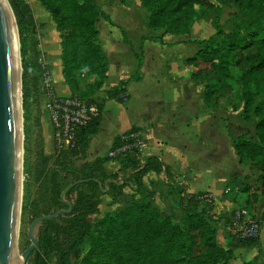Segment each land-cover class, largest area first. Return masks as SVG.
Instances as JSON below:
<instances>
[{"label": "trees", "instance_id": "1", "mask_svg": "<svg viewBox=\"0 0 264 264\" xmlns=\"http://www.w3.org/2000/svg\"><path fill=\"white\" fill-rule=\"evenodd\" d=\"M237 6L248 20L236 19L230 33L223 31L220 17L215 19V34L199 42L197 53L183 62L190 80L203 86L202 100L209 109L224 106L242 112L245 123L255 124V140L250 130L227 123L226 130L241 168L247 174L235 173L227 182L230 199L244 200L242 210L255 214L264 198V0H224ZM54 17L62 39L63 73L84 68L103 86L107 80L108 59L98 44L100 37L97 20L111 22L96 0H40ZM20 31L35 33L31 9L24 0H8ZM149 12V28L166 35H187L193 25L212 10L210 0H141ZM123 42L132 47L124 37ZM142 38L139 45L136 74L106 92L104 103L113 100L125 104L129 100L128 86L142 80L144 64ZM163 44L161 37L153 39ZM22 86L25 91L28 68L22 63ZM44 91V90H43ZM43 96H44V92ZM81 100L93 102V98ZM24 107H25V93ZM104 103L100 108L103 111ZM102 122L101 116L87 128L76 131L74 146L54 149L52 157L44 154L41 120H35L37 148L36 201L34 221L42 216L67 211L62 193L76 184L65 197L72 212L57 219L45 221L38 227L39 244L27 264H70L85 247H96L116 262L127 264H231L238 251L258 250V255L243 264H264L260 238L240 239L232 232L236 211L215 213V200L210 193L187 194L183 184H177L171 169L153 155L142 157L138 150L128 151L114 159L120 169L108 176L104 164L110 159L86 161L89 137L95 135ZM139 135L133 128L125 135ZM139 140L142 142V138ZM133 144L135 141L130 140ZM123 145L116 138L112 150ZM111 150V151H112ZM150 173L163 174L166 193L160 195L164 209L155 207V192L147 190L143 179ZM121 177H125L122 179ZM101 185V188L98 184ZM107 189L106 192H104ZM130 190L132 194L126 192ZM107 196L112 207L96 222L90 217L100 214L102 198ZM33 221V222H34ZM262 227L264 214L256 220ZM229 236L220 241V230ZM29 246V245H28ZM85 264H107L93 254H87Z\"/></svg>", "mask_w": 264, "mask_h": 264}, {"label": "rangeland", "instance_id": "2", "mask_svg": "<svg viewBox=\"0 0 264 264\" xmlns=\"http://www.w3.org/2000/svg\"><path fill=\"white\" fill-rule=\"evenodd\" d=\"M31 9V19L35 25V33H31L27 30L20 31L17 25V21L15 18V26H16V50L18 52V66L20 70V111H21V132H22V142H21V202H20V215H19V230H18V243L16 251L15 262L20 260V256L26 250L28 245L30 244L29 238V229L34 221V205L36 201V191L38 188L37 182V148L35 143V135L38 132V128L35 125V120L40 119L42 121V111L45 105V98L43 96V65L45 64L49 72L51 73V79L53 83V78H55V85L57 86V93L59 96L64 95H77L84 98H98L102 99L104 96L103 93H106L108 89L111 87H115L118 85L120 81L121 74L116 72V70L124 69L128 71L132 65L136 62L135 59L128 52V48L121 45L118 34L113 32V34H109L107 26V22L99 18L97 20V28L102 32L103 42L106 43L109 48H106L109 60L113 64L115 72L113 74L107 84H103V86H99V82L95 76L92 75L88 70L81 68L80 70H69L68 78L63 73V65H62V39L61 34L58 29V25L53 17V15L45 9L40 0H24ZM214 7L212 10L208 11L203 17H201L191 28L187 35H166L162 31H152L149 28V12L142 6L141 0H96L97 5L101 8L104 14L110 17V24L113 22L121 25H113L120 28V36L122 37V31H124L125 39L132 45L134 44V54H139V45L142 42L143 36H152V38L161 37L164 41L168 40L167 47H163L161 44H148L146 47V55L149 59L154 61L156 57L159 55L157 66L152 69V76L156 75L155 82L152 78V86L154 85L156 90L154 89L153 96L155 98L164 97L165 103L162 104V108L164 112L167 114L170 113L169 116L173 115L172 110V102L171 99L174 98L175 92L172 91L171 80H168V76L166 74L169 73L172 75V78L177 73L172 72L175 71L176 68L173 63H176L179 68L184 67L180 66L183 64L184 60L187 58L193 57L197 51L200 49L199 42L209 39L211 36L215 34V19L220 17V24L223 27V31L226 33H230L235 26L236 19L243 21L248 20L249 17L246 16L237 6L226 2L224 0H210ZM100 33V32H99ZM182 42V45H179V42ZM171 43V45H170ZM98 44L103 49L100 41V37L98 40ZM178 44V45H177ZM176 45V46H175ZM174 46V47H173ZM104 51V49H103ZM106 54V52L104 51ZM158 54V55H157ZM161 54V55H160ZM25 63L28 68V76L26 79V88L23 90L22 86V73L23 67L22 63ZM137 63V62H136ZM173 66V67H172ZM172 67V68H171ZM177 70H180L179 68ZM171 70V71H170ZM183 75L182 81L185 86H188V94L190 95V105H189V113L193 111H198V107L193 104V99H195L196 95H194L193 91L197 93L200 92L203 86L201 84H197L192 82L190 79L186 81L184 73L179 72ZM63 77L65 83L61 80ZM178 76V75H177ZM180 77V76H179ZM176 82V79H175ZM106 83V82H105ZM132 83V82H131ZM130 83V84H131ZM181 78L177 81V84L180 86ZM129 84V85H130ZM148 82L146 85H150ZM134 85H131V87ZM109 87V88H108ZM129 87V86H128ZM69 90H68V89ZM133 94L135 95V99L132 101L130 107L126 108V112H124L123 118L128 115L131 119L135 117L138 109L144 107L143 100H141L144 95L145 87H134ZM70 91V92H69ZM25 93V107H24V98L23 95ZM123 105V104H122ZM203 106V105H202ZM204 107V106H203ZM226 107V106H224ZM223 107V108H224ZM206 108V107H204ZM123 112V109H121ZM197 115H200V118L203 116L201 111H198ZM224 110L222 113L217 116L224 122V125L232 122L231 119L225 122L227 113L224 114ZM222 130V126H220ZM250 135L252 140H255V127L251 123L250 125ZM44 140V138H43ZM210 142H206V148H208V144ZM210 147V145H209ZM192 147L191 149H193ZM48 149V150H47ZM45 148L44 145V154L50 157L54 154V147ZM190 149V150H191ZM193 151V150H192ZM48 152V153H47ZM195 154V150L193 151ZM192 152V153H193ZM191 154V153H190ZM234 154V153H233ZM194 156V155H193ZM235 156V155H234ZM196 157L194 156V159ZM217 157H208L205 158L203 171L200 173V176L195 175L193 173L192 188L197 192H205L207 190H212L214 193L216 191L219 197H214L215 200V213L220 214L226 211H233L228 209L231 207L229 202L231 203L230 193L227 189V183L220 184V181L223 177V174L233 172H238L239 169L238 161L233 163V160H225L219 166ZM221 159V158H220ZM223 161V159H221ZM237 160V159H236ZM124 179L125 177H121ZM177 184H183V190L187 194H192V188L190 187L187 179H174ZM188 184H187V183ZM165 178L163 174L150 173L143 179V184L150 192H155V207L158 210H163L164 205L160 198V195L166 193ZM223 185V186H222ZM222 187V188H221ZM127 193L132 194L130 190H126ZM218 200V202H217ZM235 204L236 206L232 207L235 209L234 211H238L243 209L244 200L239 199ZM116 208L112 207V205L102 206L101 212L99 215L91 216L90 222L96 223L100 221L105 214L108 212L114 211ZM261 237V248L264 252V225L263 232ZM229 231L225 229L220 230V241H224L229 235ZM238 251L237 260L232 264H240L243 263V255ZM93 254L97 258H101L105 261H108L107 264H127L122 262H116L114 258H109V256L104 252L102 245L100 247H96L93 251L90 247H85L80 256L78 258L73 257L71 259L70 264H85V257L87 254ZM51 264H56L55 261H52ZM230 264V263H229Z\"/></svg>", "mask_w": 264, "mask_h": 264}, {"label": "crops", "instance_id": "3", "mask_svg": "<svg viewBox=\"0 0 264 264\" xmlns=\"http://www.w3.org/2000/svg\"><path fill=\"white\" fill-rule=\"evenodd\" d=\"M113 25L121 26L113 22V20H112V24L107 22L106 27L109 29L108 30L109 34L111 35L113 34V32H116L119 38H121L120 41L121 45L129 49L128 53L130 55H133L131 57H133L137 62V63L134 62L135 64L132 65V67L128 71L122 68L121 70L114 68L113 64L109 60L106 50V48L109 47L106 43L104 44L102 32L99 31L101 45L104 51L106 52V57L109 63L107 80L105 81L106 83L104 84H107V82L109 81V79L113 74V71L115 72V69H117L116 72L121 74L120 81L118 83L119 85L122 81H125L136 74L138 69V59L136 57V54L133 53L135 50L134 44H132V47L124 44L123 36L122 37L120 36L121 35L120 28ZM142 38H146V40L143 43L144 64L142 67V80L138 83L132 82L129 85L127 89L129 100L127 101V103L122 105L113 100L104 103L106 93H103L104 96L102 97V99L93 97V100L100 102L101 104L104 103V106L101 114V118H102L101 125L98 128L97 133L89 137L86 161L93 162L98 158L107 157V155L114 146V142L116 138L121 137L122 135L129 132L133 128H138L140 129V137L142 138V148L140 151L141 156L143 158L153 155L157 156L164 165L168 166L171 169L174 179L175 178L187 179L188 180L187 182H189L191 188L193 186L191 181V178H193V173H195V175L200 176V173L204 170L203 167H204L205 158L208 157L219 158L217 162L219 166L224 162V158L225 160H233V163H235V167H236V162L238 160H236L237 157L232 148L231 141L226 130V124L224 125V122L220 120V118L217 116H219L222 113V110H224L225 112L223 113L224 114L227 113L225 122L226 121L228 122L229 119H231L232 122L230 123L247 128L249 130L251 123H245L241 117L242 112L234 113L230 107L219 108L216 110L207 108L202 100V94H203L202 89L198 93V97H197V93L193 91L194 95H196L195 99H193V104L198 107L199 109L198 111H201L203 116L200 118V115H197L199 113L198 111H193L192 113H189L188 109L191 100H190V95L188 94V89H186L188 83L187 86L184 85L182 81L183 75L179 73V72H183L186 81H188V79H190L189 72L185 68H184L185 70L179 68L178 67L179 64L177 65L176 63H173V65H175L176 68L178 67L180 70H177L175 68L174 69L175 71H173L172 69V72L177 73L178 76L175 74L174 77L172 78V75L169 73V71L166 74V76H168V80H171V86H173L172 91L175 92L174 98L171 99V102L173 104L172 106L173 115L169 116L170 113L167 114L166 112H164L163 108L161 107L162 104L165 103L166 101L165 98L164 97L155 98L152 92L154 91V89L155 90L157 89L155 88L154 85L152 86V78L153 80H155V82L158 80V78L156 79V75L154 77L152 76V69L153 67L155 69V67L157 66L159 55L157 54L158 56L154 61H152L151 58L149 62H148L149 59L147 58L146 55V47L148 44H151V42H153V44L156 45L161 43L154 42L153 41L154 37L152 38V36L150 37L143 36ZM163 42L164 43L161 45H163V47H167V43L169 44V41L164 39ZM178 44L182 45L183 43L180 41ZM182 65L183 64H180L181 67ZM60 77L61 80L65 83L63 77L62 76ZM179 78H181L180 86L179 84H177ZM148 82H150L151 84L146 85ZM131 85L134 86L131 87ZM53 86L57 93L55 78H53ZM137 86L146 88V90L144 91V95L141 97L142 98L141 100L145 102L144 107L138 109L135 117H132V119L128 115H126L123 118L124 112L127 111L126 108L130 107L132 101L135 99V95L133 94V92L135 89L134 87ZM115 87H111L110 89L107 90V92ZM57 95L59 94L57 93ZM68 96H71L70 93L64 97H68ZM202 105L206 108H204ZM123 106L126 108H124ZM121 109H123V112ZM252 124L255 127L254 122H252ZM41 126L43 131L45 148L47 149L48 147H54L55 149L53 130L50 125L48 114L45 110V106L42 111ZM220 126H222V130ZM206 142H210L209 144L207 143L208 148H206L205 146ZM192 147L194 148L191 149ZM192 150L193 151L195 150V154ZM47 155L50 156L51 154L49 155L48 153ZM193 155L196 157L195 159ZM220 158L223 159V161ZM103 167L107 175L111 176L116 172H118V170L120 169V163L114 160H110L106 162ZM235 170L233 172L223 174L220 184L222 183L226 184L227 182H229L235 173L246 175L248 172L247 169L241 167L237 169L238 172H235ZM191 193L192 194L212 193L214 197L217 198L219 197L216 191L214 193L212 190H207L205 192H197L195 191L194 188H192ZM110 204H111V200L107 196L103 197L102 204L100 206V212L102 206H107ZM229 205L231 207H229L228 209L234 211L235 209L232 207V205L236 206L237 204H235L234 202L231 203L229 202ZM263 214H264V198L259 201L256 213L249 214V218H255L256 220H258ZM262 232H263V227H262ZM261 237H262V233L260 235V244H261ZM240 253L244 257L243 263H247L252 261L258 255V250L254 249L249 252L242 251L239 252V254ZM236 260L233 262H236Z\"/></svg>", "mask_w": 264, "mask_h": 264}, {"label": "water", "instance_id": "4", "mask_svg": "<svg viewBox=\"0 0 264 264\" xmlns=\"http://www.w3.org/2000/svg\"><path fill=\"white\" fill-rule=\"evenodd\" d=\"M14 27L16 31L15 16L8 0H0V264H13V254L18 251L21 202V76ZM75 185L66 188L61 196L69 210L42 216L32 223L29 229L31 242L20 256V264H27L38 247V227L45 221L72 212L65 197Z\"/></svg>", "mask_w": 264, "mask_h": 264}, {"label": "built area", "instance_id": "5", "mask_svg": "<svg viewBox=\"0 0 264 264\" xmlns=\"http://www.w3.org/2000/svg\"><path fill=\"white\" fill-rule=\"evenodd\" d=\"M45 110L53 130L55 148L65 150L74 146L76 131L87 128L101 114V103L88 102L73 96L57 95L52 83L51 73L46 65H43ZM123 145L108 154L110 160H114L128 151H141L142 142L138 135H122ZM134 140L133 144L128 141ZM228 193V192H226ZM232 232L240 239H258L262 232V226L257 221H250L249 214L245 210L235 212Z\"/></svg>", "mask_w": 264, "mask_h": 264}, {"label": "bare ground", "instance_id": "6", "mask_svg": "<svg viewBox=\"0 0 264 264\" xmlns=\"http://www.w3.org/2000/svg\"><path fill=\"white\" fill-rule=\"evenodd\" d=\"M14 34H15V39H16V31H15V27H14ZM16 44V43H15ZM21 142H22V137L20 139V154H21ZM21 156V155H20ZM15 258H16V251L13 254V264H20V260H18L17 262H15Z\"/></svg>", "mask_w": 264, "mask_h": 264}]
</instances>
